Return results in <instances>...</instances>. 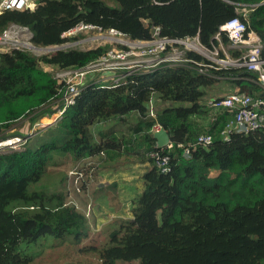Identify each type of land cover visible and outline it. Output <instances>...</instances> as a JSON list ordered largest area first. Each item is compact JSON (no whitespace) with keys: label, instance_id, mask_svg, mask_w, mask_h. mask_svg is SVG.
I'll return each mask as SVG.
<instances>
[{"label":"trees","instance_id":"1","mask_svg":"<svg viewBox=\"0 0 264 264\" xmlns=\"http://www.w3.org/2000/svg\"><path fill=\"white\" fill-rule=\"evenodd\" d=\"M34 1L33 10L3 11L0 34L15 24L32 33L34 46L48 47L63 44L61 34L79 23L113 28L137 40L151 39L159 27L161 36L197 35L210 47L218 28L233 17L242 19L236 9L247 7L248 28L260 38L264 58L261 0ZM222 41L228 43L226 36ZM108 48L57 49L40 56L21 49L0 52V142L23 137L17 130L24 129L25 119L38 122L58 112L51 126L25 138L20 149H0V264H33L22 245L43 237H69L78 253L96 254L97 264H264V129L231 133L223 140L220 132L230 114L203 103L205 89L228 73L238 77L225 80L232 88L264 98L252 81L255 75L237 69L205 74L166 65L135 71L115 87L87 82L65 105L61 82L41 65L79 69ZM154 96L168 105L154 108L151 117L148 103ZM131 114L137 115L133 124L127 121ZM110 120L122 128L95 127ZM156 125L168 133L171 148L155 146L151 132ZM205 134L211 142L197 144ZM134 150H144L141 163L148 164L141 175L143 188L132 199L131 221L112 232L104 247L97 248L96 240L85 243V218L73 206L29 191L56 154H71L75 161L106 155L112 163L128 159ZM152 151L169 156V171L161 172L148 157ZM53 201L50 208L47 203ZM15 202L33 203L37 211L11 210Z\"/></svg>","mask_w":264,"mask_h":264},{"label":"built area","instance_id":"2","mask_svg":"<svg viewBox=\"0 0 264 264\" xmlns=\"http://www.w3.org/2000/svg\"><path fill=\"white\" fill-rule=\"evenodd\" d=\"M264 4V0H261ZM251 9L254 5L249 6ZM33 0H0V14L5 10H33ZM240 17H233L222 24L213 35L211 46L203 45L198 36L167 37L161 36L159 27H154L152 38L149 40L131 39L120 31L108 28L79 23L70 30L61 34L66 41L61 45L37 47L31 45L32 33L26 28L10 24L0 34V52L5 53L13 49H41L52 50L65 49L71 45V38L82 31H95L96 37L106 39L114 44L97 59L90 61L79 69H61L54 74L55 79L61 82V98L65 105L71 104L87 82L101 83L106 87L122 85L125 79L135 71H148L161 66L185 65L200 73H208L209 69L216 71L237 69L250 72L255 75L252 80L264 91V58L261 57V40L257 34L249 30L247 14L249 9L241 7L236 9ZM226 36L228 43L224 44L222 36ZM112 39V40H110ZM188 53L197 55L201 60H196ZM235 74L228 73L220 77V81L236 80ZM108 83L105 85V83ZM208 106L215 109H225L230 117L226 121L220 136L223 140L229 139L231 133H248L254 130L264 129V98L254 97L238 88H232L223 94H217L209 99ZM149 116L155 112L150 101L148 103ZM160 126H154L153 131ZM211 142L210 135H199L196 143L208 145ZM172 147L168 143L165 147ZM1 148V147H0ZM161 172L169 171V156L160 155L157 151L147 154ZM183 155L188 156L184 148Z\"/></svg>","mask_w":264,"mask_h":264},{"label":"rangeland","instance_id":"3","mask_svg":"<svg viewBox=\"0 0 264 264\" xmlns=\"http://www.w3.org/2000/svg\"><path fill=\"white\" fill-rule=\"evenodd\" d=\"M74 37L75 39L70 42L71 45L65 47V49L87 50L104 45H108L109 48L114 46L112 42L106 39L94 38L96 37L95 31L78 32ZM52 49L26 50L34 56H40L53 52ZM41 67H44L53 75L59 72L54 67L44 65H41ZM107 84L106 82L105 85ZM231 87L228 81L215 83L210 88L205 89L206 95H204L203 103L208 106V97L223 94ZM157 98L158 96H154L151 100L153 108L160 109L168 105L166 102L161 103ZM57 117L58 112L51 114L49 117H41L38 122L25 119L21 122L24 129L17 130L23 137H12L1 141L0 149H20L25 138L31 137L40 131H45L47 127L56 121ZM127 121L133 124L134 119L130 116ZM99 123L100 126L97 124L95 126L97 129H111L116 132L122 128L117 126L115 120ZM117 134L120 135L119 132ZM94 136L95 141H97V136ZM143 151L134 150L131 155H128V159H119L112 163H108L106 155L75 161L71 154H56L46 166L41 179L30 184L29 191L44 192L47 195H52L53 198L58 197L68 206H73L85 218V228L88 232V237L84 239L85 243H94L95 245L96 240L97 248L104 247L109 241V235L119 230L120 227L129 224L132 219L131 208L134 207L132 199L143 188L140 175L145 169L144 164L148 165L147 163H141L142 157L140 155ZM82 183L85 184L83 190L79 188ZM47 205L53 208L56 204L53 201L47 203ZM9 208L14 211L22 210L29 213L37 211L33 203L15 202ZM22 248L24 254L33 256V264H97L96 254L89 251L78 253L76 243L72 242L69 237L60 240L43 237L35 244H23Z\"/></svg>","mask_w":264,"mask_h":264},{"label":"water","instance_id":"4","mask_svg":"<svg viewBox=\"0 0 264 264\" xmlns=\"http://www.w3.org/2000/svg\"><path fill=\"white\" fill-rule=\"evenodd\" d=\"M151 137L155 140V146L158 148L165 147L168 143H170V137L162 127L151 132Z\"/></svg>","mask_w":264,"mask_h":264},{"label":"crops","instance_id":"5","mask_svg":"<svg viewBox=\"0 0 264 264\" xmlns=\"http://www.w3.org/2000/svg\"><path fill=\"white\" fill-rule=\"evenodd\" d=\"M205 95H206V94H205ZM216 95H217V94H216ZM211 97H213V96H211ZM211 97H209V99H210ZM203 98H204V97H203ZM130 116H131V118L134 119V122H133V123H135V121H136V119H137V115H136V114H131ZM130 116L128 117V119L130 118ZM97 125L100 126V123H97ZM144 167H145V169H146L147 165L144 164ZM145 169L142 171V173L145 171ZM142 173H141V175H142ZM141 175H140V176H141ZM141 190H142V188L140 189V192H141ZM140 192H139V193H140Z\"/></svg>","mask_w":264,"mask_h":264},{"label":"clouds","instance_id":"6","mask_svg":"<svg viewBox=\"0 0 264 264\" xmlns=\"http://www.w3.org/2000/svg\"><path fill=\"white\" fill-rule=\"evenodd\" d=\"M104 85V84H103Z\"/></svg>","mask_w":264,"mask_h":264}]
</instances>
